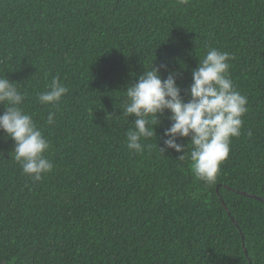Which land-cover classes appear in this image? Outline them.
Returning <instances> with one entry per match:
<instances>
[{"label":"trees","instance_id":"obj_1","mask_svg":"<svg viewBox=\"0 0 264 264\" xmlns=\"http://www.w3.org/2000/svg\"><path fill=\"white\" fill-rule=\"evenodd\" d=\"M212 47L232 54L248 110L205 184L190 160L159 149L170 112L136 153L126 146L136 117L122 107L152 62L167 65L162 79L177 70L190 99ZM4 75L27 94L54 167L33 181L0 130V264H264V0H0ZM53 77L68 92L41 104Z\"/></svg>","mask_w":264,"mask_h":264},{"label":"clouds","instance_id":"obj_2","mask_svg":"<svg viewBox=\"0 0 264 264\" xmlns=\"http://www.w3.org/2000/svg\"><path fill=\"white\" fill-rule=\"evenodd\" d=\"M179 2L183 4L188 0ZM232 58V54L215 47L199 58L198 66L192 70V83L186 90L190 94L188 100L181 95L177 84L180 73L173 69L162 79L160 70H168L167 65L156 67L152 62L151 69H146L126 88L122 115L127 121L129 116L136 117L126 130L127 148L136 153H142L146 147L150 149L152 145L143 141L156 138L154 126L161 123L159 117L167 110L170 112L167 118L172 123L164 130L160 151L174 149L180 153L177 159L191 161L200 181L215 183L221 164L231 151V139L241 135L242 117L248 110L247 97L235 88L230 76ZM46 88L37 95L38 101L45 105L58 104L68 92L56 77ZM26 95L6 75L0 76V104L6 109L0 114V130L14 141L10 155L20 164L22 172L33 181H39L53 170L54 164L46 155L49 140L22 106ZM54 116L55 113H49V124L54 122ZM185 137L189 138L187 145L178 142Z\"/></svg>","mask_w":264,"mask_h":264},{"label":"water","instance_id":"obj_3","mask_svg":"<svg viewBox=\"0 0 264 264\" xmlns=\"http://www.w3.org/2000/svg\"><path fill=\"white\" fill-rule=\"evenodd\" d=\"M242 247H243L244 252H245V245H244V242H242Z\"/></svg>","mask_w":264,"mask_h":264}]
</instances>
